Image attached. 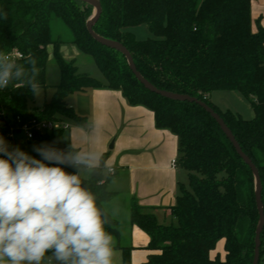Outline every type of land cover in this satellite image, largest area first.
Returning a JSON list of instances; mask_svg holds the SVG:
<instances>
[{"label":"trees","instance_id":"obj_1","mask_svg":"<svg viewBox=\"0 0 264 264\" xmlns=\"http://www.w3.org/2000/svg\"><path fill=\"white\" fill-rule=\"evenodd\" d=\"M100 2L102 14L95 32L126 46L144 78L159 89L196 97L220 114L260 172L264 206V27L253 31L252 0ZM93 12L94 6L81 0H0V52L19 49L23 58L16 61L26 67L35 59L41 88L47 87L50 58L60 70L54 93L42 107L29 103L34 95L25 86L14 82L0 90V111L5 113L0 115L2 136L17 146L5 136L16 116L82 123L67 102L69 94L102 87L121 90L131 104L152 109L159 128L178 135V165L188 172V181L180 184L171 208L173 222L161 223L153 212L132 203L131 220L149 234L148 248L153 251L143 264H253L260 213L252 169L203 106L150 91L124 53L96 39L87 26ZM142 24L153 37L139 40L129 30ZM64 46H75L92 57L105 81L81 72L75 59L65 57ZM216 90L241 93L250 101L254 117L244 119L221 110L209 99ZM67 131L37 134L20 143L21 149L37 158L33 145L48 143L67 150L71 145ZM65 170L76 172L69 166ZM109 179L101 168L84 180L105 209L115 195L108 188ZM107 230L119 237L116 218ZM223 238L225 259L212 258ZM121 248L123 264H131L132 247ZM258 264H264V226Z\"/></svg>","mask_w":264,"mask_h":264},{"label":"clouds","instance_id":"obj_2","mask_svg":"<svg viewBox=\"0 0 264 264\" xmlns=\"http://www.w3.org/2000/svg\"><path fill=\"white\" fill-rule=\"evenodd\" d=\"M28 65L0 52V90L15 82L39 97L35 59ZM99 140V125L90 122L67 150L33 145L37 158L0 135V264H113L107 226L115 213L84 183L98 169L110 170Z\"/></svg>","mask_w":264,"mask_h":264},{"label":"crops","instance_id":"obj_3","mask_svg":"<svg viewBox=\"0 0 264 264\" xmlns=\"http://www.w3.org/2000/svg\"><path fill=\"white\" fill-rule=\"evenodd\" d=\"M252 28L264 27V0H252ZM63 53L79 57L75 46H64ZM210 98V96H209ZM68 104L82 119V123L66 119L70 144L77 141L78 129L96 122L100 129L97 144L115 173L110 176L108 188L115 192L107 204L110 213L119 222V237H114L113 264H123V246H131V264H143L153 253L148 248L150 236L131 220V206L136 201L145 211L153 212L161 223L174 221L171 208L176 204L179 186L188 172L173 159L179 160V137L156 124L155 112L144 105L131 104L121 90L90 88L71 93ZM186 174V175H185ZM225 238L218 241L212 258L226 257Z\"/></svg>","mask_w":264,"mask_h":264},{"label":"water","instance_id":"obj_4","mask_svg":"<svg viewBox=\"0 0 264 264\" xmlns=\"http://www.w3.org/2000/svg\"><path fill=\"white\" fill-rule=\"evenodd\" d=\"M84 2H87L91 5L94 6V12L93 15L90 17V19L87 22V26L91 34L98 39L101 43L113 47L122 53L125 54L127 57L128 63L136 75V77L152 92L158 93L160 95H163L165 97L171 98V99H177V100H187L191 102H196L199 105L203 106L211 115L216 119V121L220 124L221 128L223 131L226 133L230 141L233 143L234 147L236 148L237 152L241 155V157L244 159V161L250 166V168L253 171V174L255 176V192H256V199H257V205L260 213V220L259 224L257 227V232H256V247H255V257H254V262L253 264H258L260 260V247H261V232L264 226V206H263V201H262V182H261V176L258 168L254 164V162L250 159V157L244 153L242 150V147L240 146L239 142L236 140L233 132L231 129L228 127L224 119L220 116L218 112H216L211 106H209L207 103L204 101L192 97L188 94H181V93H175V92H170L166 90H162L157 88L154 84H152L150 81H148L144 76L138 71L136 64L134 62V59L132 57V54L130 51L124 46L122 43L118 41H114L111 39H107L99 35L98 33L95 32L94 30V25L100 18L102 14V4L100 0H81Z\"/></svg>","mask_w":264,"mask_h":264},{"label":"rangeland","instance_id":"obj_5","mask_svg":"<svg viewBox=\"0 0 264 264\" xmlns=\"http://www.w3.org/2000/svg\"><path fill=\"white\" fill-rule=\"evenodd\" d=\"M134 33L137 39L144 40L153 37V34L149 30L146 24L138 25L129 28ZM65 57L68 60H74L81 72H86L92 76L105 81L102 73L94 62L93 58L89 55L80 54L76 57L73 54L65 53ZM60 70L57 63L50 58L47 66V87L41 88V95L39 97L34 96V101L30 100V104L36 107H42L45 101H49L54 93V85L59 82ZM210 100L216 104L221 110H231L234 113L240 114L244 119H251L254 117V109L248 99H246L241 93L233 90H216L210 93ZM21 148V144H18ZM186 175V174H185ZM187 176H184L183 182H187Z\"/></svg>","mask_w":264,"mask_h":264},{"label":"built area","instance_id":"obj_6","mask_svg":"<svg viewBox=\"0 0 264 264\" xmlns=\"http://www.w3.org/2000/svg\"><path fill=\"white\" fill-rule=\"evenodd\" d=\"M7 54L13 57L15 60L23 58V53L17 48L12 49V51ZM0 115L5 116V113L0 111ZM70 128L71 124L66 119H23L21 116H16L15 118H12L9 129L5 133V136L8 137L12 143L18 145L20 143L33 140L37 134H45L55 129L69 130ZM0 135H3L1 130ZM172 162L173 166H176L178 160L173 159ZM108 173L114 174L115 171L113 168H110Z\"/></svg>","mask_w":264,"mask_h":264}]
</instances>
